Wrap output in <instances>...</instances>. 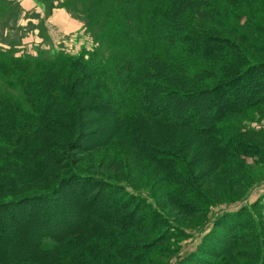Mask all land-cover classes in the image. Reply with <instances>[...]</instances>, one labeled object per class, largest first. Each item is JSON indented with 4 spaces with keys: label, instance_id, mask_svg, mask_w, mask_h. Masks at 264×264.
Instances as JSON below:
<instances>
[{
    "label": "trees",
    "instance_id": "trees-1",
    "mask_svg": "<svg viewBox=\"0 0 264 264\" xmlns=\"http://www.w3.org/2000/svg\"><path fill=\"white\" fill-rule=\"evenodd\" d=\"M63 2L100 48L0 51V264H264V193L208 216L230 187L246 201L264 166L241 130L264 106V0ZM111 144L126 161L99 155ZM147 170L156 192L135 184Z\"/></svg>",
    "mask_w": 264,
    "mask_h": 264
},
{
    "label": "rangeland",
    "instance_id": "rangeland-1",
    "mask_svg": "<svg viewBox=\"0 0 264 264\" xmlns=\"http://www.w3.org/2000/svg\"><path fill=\"white\" fill-rule=\"evenodd\" d=\"M36 3V8L34 12H30L28 7L30 5V0H0V51L7 52L13 55H24L33 56L36 58H46L54 57L57 53H62L66 55H79L82 52L89 54L91 51H95L100 48V42L96 40L97 31L88 28L84 19V16L80 17L77 13L70 11L66 6H64V0H33ZM80 4V0H77ZM66 12L64 14L63 12ZM196 20L199 16H194ZM56 19L70 20L76 25L74 28H63L60 27ZM0 87L4 86V81L0 78ZM244 95V94H243ZM241 96L242 99L246 96ZM193 107L198 110H202V117L198 118V125L208 126L210 112L208 108L199 103L193 104ZM248 116L242 121L241 130L248 131V137L264 132V106L256 110H251L248 112ZM240 127V125H238ZM259 131V132H258ZM190 132L188 129H178L176 134L178 135V140L180 143L185 141L186 134ZM252 132V133H251ZM258 133V134H254ZM259 135V139L256 141L258 144L264 147V137ZM121 145L111 144L110 149H101L99 155L102 156H113V153L120 154L122 158L127 160L126 153L120 149ZM118 151V152H117ZM94 154V152H93ZM92 153L86 155L87 161L90 157L95 158ZM188 162L191 161V156L186 155ZM250 163H254L252 159L248 160ZM81 168L86 170L88 165L86 161L79 162ZM131 169L129 166L126 172L128 180H131ZM224 173L222 169L219 170ZM147 174L140 173L134 175L135 184L141 185L140 188L143 190H148V192H153L155 190V185H160V176H156L147 170ZM199 172V171H198ZM250 176L251 181L256 183L250 189L249 197L246 201L236 200L237 190L230 187L232 193H230L226 198L221 200L218 205L213 206L209 212L210 219H213L216 213L223 211H230L239 208L245 203H251L256 200L261 194L264 193V166L262 164L255 165L251 167ZM236 177V175H235ZM237 177H239L237 175ZM145 181V182H144ZM259 181V183H258ZM205 183V182H204ZM156 192V190H155ZM158 194V193H157ZM230 202V203H228ZM182 222L190 223L191 218H187L177 212L173 214ZM212 223L210 222L202 232L199 229L189 230L193 236L188 238L183 242V250L180 253H187L196 248L201 240L204 233L208 231Z\"/></svg>",
    "mask_w": 264,
    "mask_h": 264
},
{
    "label": "crops",
    "instance_id": "crops-1",
    "mask_svg": "<svg viewBox=\"0 0 264 264\" xmlns=\"http://www.w3.org/2000/svg\"><path fill=\"white\" fill-rule=\"evenodd\" d=\"M36 8V3L33 1V0H30V5L28 7V10L30 12H34ZM64 14H66V12L64 11L63 12ZM57 20V23L60 27H63V28H74L75 27V23L74 22H71L70 20H62V19H56Z\"/></svg>",
    "mask_w": 264,
    "mask_h": 264
}]
</instances>
